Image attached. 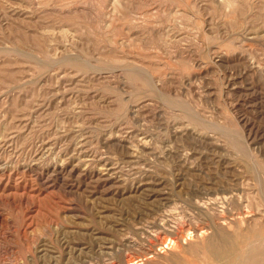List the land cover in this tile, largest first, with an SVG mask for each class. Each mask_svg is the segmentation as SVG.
Returning <instances> with one entry per match:
<instances>
[{
  "label": "rangeland",
  "instance_id": "374dc122",
  "mask_svg": "<svg viewBox=\"0 0 264 264\" xmlns=\"http://www.w3.org/2000/svg\"><path fill=\"white\" fill-rule=\"evenodd\" d=\"M132 259L264 264V0H0V264Z\"/></svg>",
  "mask_w": 264,
  "mask_h": 264
},
{
  "label": "bare ground",
  "instance_id": "6f19581e",
  "mask_svg": "<svg viewBox=\"0 0 264 264\" xmlns=\"http://www.w3.org/2000/svg\"><path fill=\"white\" fill-rule=\"evenodd\" d=\"M221 2V1H220ZM103 139V138H102ZM87 159V158H86ZM84 168V167H83ZM223 198H225V197H223ZM227 198V197H226ZM206 207V206H205ZM164 222V221H163ZM162 225V224H161ZM169 230V229H168ZM157 237V236H156ZM156 243V242H155ZM149 257H153V256H149ZM135 260L134 259H132V260H130L129 261V264H135ZM115 264V263H114Z\"/></svg>",
  "mask_w": 264,
  "mask_h": 264
}]
</instances>
